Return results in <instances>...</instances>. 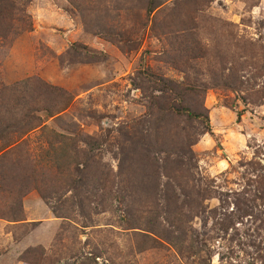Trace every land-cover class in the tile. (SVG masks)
<instances>
[{"label":"rangeland","instance_id":"1","mask_svg":"<svg viewBox=\"0 0 264 264\" xmlns=\"http://www.w3.org/2000/svg\"><path fill=\"white\" fill-rule=\"evenodd\" d=\"M1 5L0 264H264V0Z\"/></svg>","mask_w":264,"mask_h":264},{"label":"trees","instance_id":"2","mask_svg":"<svg viewBox=\"0 0 264 264\" xmlns=\"http://www.w3.org/2000/svg\"><path fill=\"white\" fill-rule=\"evenodd\" d=\"M1 4L2 0H0V9L2 7ZM153 81L161 85V93L163 94V97L169 99V106L166 111L174 114L176 117L186 118L190 121H198L205 125L206 132H212L209 117L201 113L199 105H197L198 103L196 101V99L203 92H205L201 87L190 86L189 84H185L184 82L166 80L157 76L153 78ZM167 95H169L170 97H167ZM242 115V112L237 113L238 120H240ZM4 132L7 131H2L0 133V136H2L1 134H3Z\"/></svg>","mask_w":264,"mask_h":264}]
</instances>
